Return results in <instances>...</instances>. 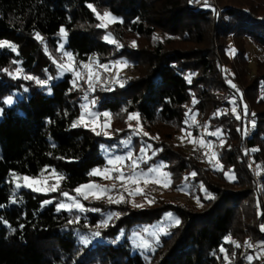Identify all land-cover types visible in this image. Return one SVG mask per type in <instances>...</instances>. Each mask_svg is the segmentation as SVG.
<instances>
[{"label": "trees", "instance_id": "1", "mask_svg": "<svg viewBox=\"0 0 264 264\" xmlns=\"http://www.w3.org/2000/svg\"><path fill=\"white\" fill-rule=\"evenodd\" d=\"M213 1L219 9L194 0H0V40L16 46L15 52L0 49V264H264V58L250 76L247 51L250 41L264 52V3ZM105 11L119 20L111 29L118 45L107 43V31L97 27V13ZM61 27L77 63L124 59L136 67L137 76L112 90L100 85L87 94L70 74L60 75ZM156 36L163 38L144 48L129 44ZM229 42L236 50L233 59ZM18 68L23 76L17 78L3 71L14 75ZM26 76L53 79L41 87ZM231 79L243 89V101ZM9 95L15 100L11 106L2 103ZM85 98L115 120L138 114L158 139L150 162L165 163L175 186L197 173L196 182L210 197L199 207L164 200L141 209L84 202L86 211L58 212L62 192L74 195L77 187L93 181V169L106 166L101 147L127 138L124 131L103 137L71 127ZM191 107L208 132L222 135L218 160L223 170L214 171L218 181L197 156L173 142ZM221 110L226 112L219 114ZM133 144L138 151V138ZM47 171L61 178L57 191H15L13 176L38 178ZM168 212L180 224L161 237L147 258L135 252L133 231ZM105 220L107 226L97 228ZM97 230L101 235L92 237ZM80 236L90 243L83 244ZM249 241L257 248L242 251Z\"/></svg>", "mask_w": 264, "mask_h": 264}, {"label": "rangeland", "instance_id": "2", "mask_svg": "<svg viewBox=\"0 0 264 264\" xmlns=\"http://www.w3.org/2000/svg\"><path fill=\"white\" fill-rule=\"evenodd\" d=\"M194 2L196 4H200L204 3V0H199V2L194 0ZM210 3H213L215 7H218L217 3L213 0H207L208 6H204L206 8H210ZM103 13H99L100 16H103ZM118 21L119 20L116 19L115 22H111L107 18L105 21L99 20V24L107 23V27L102 29L107 31L106 35L109 33L111 34L110 39L114 42L106 41L111 45H118L111 33L112 26ZM67 38L68 36L65 38L61 35V42L58 49L60 57L56 58V63L58 67L60 64H71V68L63 71V74H61L62 70L59 68L60 75L70 74L81 87L87 90V94H91L93 90L100 85H106L108 89L112 90L115 86L124 85L127 80L137 76L136 67L124 59H109V62L104 64L100 63L97 59H92L87 63H77L72 55L71 58L64 55L65 52L69 53L66 49ZM162 38L163 37L160 36H156L150 40L136 38L134 41L132 40L129 42V44L133 47L144 48L149 43L161 40ZM228 44L230 46L228 49V56L230 59H233L236 54V50L232 45V42H229ZM61 45H63V48H61ZM247 51L249 61L248 74L252 76L255 74L257 61L264 58V52L258 45L250 41L247 42ZM117 61L126 63L124 65H119L116 63ZM18 69L19 72H16V69L14 75L16 77L23 76L20 68ZM230 85H235V92L243 101V89L233 79H231ZM262 98H264V89L262 90ZM93 101V99L87 98L82 101V114L84 115V119L87 124H78V126L87 128L91 131L95 128V131L93 132L96 134L99 133L98 135L103 137H111L124 131L127 132V138L114 143L112 146L101 147L102 155L106 159L107 163L105 167L98 168L101 170L99 175H92L93 181L89 184H92L95 187L84 190L88 194V199H84L83 196L75 193L72 196H64L62 202L72 204L75 200L82 205L84 202H101L111 206H120L123 204L124 206H129L130 208L141 209L152 205L153 203H157L159 200L199 207L202 204L203 198L210 197L205 188L196 182V176L193 177L191 173L184 177L182 184L175 186L176 184L174 185L172 182L171 174L166 169L165 163L161 161H158L157 163L150 162L158 152L154 149V142H158V139L144 127L139 115L136 119H129V115L123 121L115 120L109 112H104L108 113V116H104V113L100 114L96 109V102L94 101L93 103ZM14 102L15 100L13 98V104ZM237 108V105L232 106V110L235 109L236 111ZM224 112H226V110H221L219 114ZM1 115L2 113L0 111V118ZM221 137L222 135L220 133L218 135H212V133L208 132L207 125H205L200 119L198 112L191 107L187 115L185 128L181 129L174 136L173 142L176 145L181 146L185 151L197 156L200 163L208 170L210 178L218 181V176H216L214 171L223 170L222 165L218 160L219 147L222 144ZM135 138H138L141 142L138 151L135 150V146L133 144ZM141 148H144L145 151L141 152ZM129 153L132 154L130 158L128 155ZM118 156L123 159L113 164L108 163L109 160H115V157ZM250 164L251 171L257 174V170L252 161ZM150 168L158 169V171L149 172ZM225 175L229 181H233L234 175L231 171H227ZM12 178L15 185L19 183L22 186L18 189L15 187V191L22 188L32 191L31 189L23 187L24 180L21 176H13ZM36 179L44 182L41 185L43 187H52L57 185V183H59L60 187L61 183V178L53 171H47ZM34 193L50 194L52 192ZM97 196L99 198H97ZM121 197H123L122 202L109 203V198L112 200H119ZM134 204L143 205V207H135ZM65 211L73 212L79 211V209L73 208L71 211ZM169 214H171V216H169ZM177 218L178 217L175 214L168 212L163 215L160 221L154 223L153 225L141 226L135 229L131 235L134 251L145 258L154 253L159 246L161 237L168 235L170 229L177 226L174 223ZM80 239L82 240L83 236H80ZM248 243L251 244L250 241ZM247 248V245L243 244L241 246L242 251L247 250ZM245 260L251 259H248L246 256Z\"/></svg>", "mask_w": 264, "mask_h": 264}, {"label": "snow or ice", "instance_id": "3", "mask_svg": "<svg viewBox=\"0 0 264 264\" xmlns=\"http://www.w3.org/2000/svg\"><path fill=\"white\" fill-rule=\"evenodd\" d=\"M197 2H199V0H197ZM204 3H205V6H208L207 5V0H204ZM88 7L92 8V5H88ZM92 10H93V12L96 11L95 8H92ZM97 18L99 20H101V21H105L106 18L109 21H111V22H115L116 21V18L114 16H112V14L110 12H108V11H105L103 13V16H100V14L97 13ZM97 27H99V28H106L107 27V23H100V24L97 25ZM60 33L65 38L67 37V32L65 31V28L64 27H61L60 28ZM110 37H111V34L109 33L108 35H105L104 36V40L105 41H108V42H114V41H112L110 39ZM36 38L37 39H42L40 37L39 33L36 34ZM6 46L9 47V48H11V50L13 52L16 51V46L15 45L10 44L6 40H0V49L5 48ZM61 48H63V45H61ZM45 50L47 51V49H45ZM64 55L69 56V58H71V54L70 53L65 52ZM116 63L119 64V65H124L126 62L117 61ZM59 68L62 70L61 74H63V71H66V70H68V69L71 68V64H68V65L60 64L59 65ZM3 71L6 72L8 75L13 76V78H17L15 75H13L12 72H9L8 69H3ZM16 72H19V69H17ZM24 79H28V80H33L34 79L35 80V83L37 85H39L41 87H47L48 86V83H49V80L53 79V77L49 76L47 79H39V78H35V77H32V76H26V77H24ZM121 86H123V85H121ZM232 87L235 88V85H232ZM25 91H27V89H25ZM48 91L51 92V89L49 88ZM2 103L7 104V105H12L13 104V97L11 95H9L7 98H5V99L2 100ZM93 103H94V101H93ZM233 111H235V109H233ZM245 114H247V113H245ZM103 115L104 116H108L109 114L108 113H104ZM136 118H138V114H136V113L130 114V116H129V119H136ZM237 119H239V116H237ZM78 124H85V125L87 124V122L84 119V115L83 114H81V116L79 117V120L78 121H74L72 123L71 127L75 128V127L78 126ZM253 126H254V124H253ZM92 130L95 131V128H93ZM97 134H99V133H97ZM218 134H219V130L217 132H215V133H212V135H218ZM144 151H145V149L144 148H141V152H144ZM128 155H129V158H130L132 154L129 153ZM122 159H123L122 157H119L118 156V157H115V160H109L108 163L109 164H113V163H115L117 161H121ZM100 171H101L100 169H93L89 173V175L90 176L91 175H99L100 174ZM153 171H158V169H151V168L149 169V172H153ZM13 175H15V174H13ZM121 175H123V174H121ZM165 175H168V174H165ZM191 175L193 177H195L197 175V173L193 172V173H191ZM22 179L24 180L23 187L28 188V189H31L34 192H44V193H47V192H55V191H57L59 189V183H57V185L52 186V187H43L41 185L44 182H42V181H40V180H38L36 178L29 177V176L25 175V176L22 177ZM15 187L18 189V188H20L22 186L19 183H17L15 185ZM93 187H95V186L92 185V184L81 185V186H79V187H77L75 189V192L78 195L83 196L84 199H88V194L84 190L85 189H91ZM61 194L63 196H65V197H68L69 196V193H67V192H62ZM97 198H99V197L97 196ZM122 201H123V197H121L119 200H112L111 198H109V203H120ZM15 202H16L15 200L12 201V203H15ZM43 203L44 204H49V203H52V201L51 200H45ZM134 206L135 207H143V205H136V204H134ZM0 207H4V205L0 204ZM73 208H78L80 211H86L85 207L81 203H79L78 201H75V200H74V202L72 204H66L64 202H60V203H57L56 204V210L58 212L61 209H65V210L71 211ZM92 211H99V209H92ZM115 215L118 216L119 214L117 213ZM169 216H171V214H169ZM109 218H111V217H109ZM0 219H2V218H0ZM76 219L78 220L79 217H77ZM3 222L5 224H7V221H3ZM69 223H72V221H69ZM174 223H175V225H179L180 224V220L177 218V219H175ZM105 226H107V220L102 221L101 224L97 226V228L105 227ZM261 230L264 231V225H261ZM12 231H15V230L13 229ZM100 235H101V232L99 230L94 231V232L91 233V236L92 237H99ZM228 239H230V238H228ZM82 243L83 244H88V243H90V239L88 237H84L82 239ZM232 243L233 244H236L235 241H232ZM245 243H246V245L248 247H252V245L250 243H248V242H245ZM236 246L239 247V244H236ZM220 251L223 252L224 249L221 248ZM248 259H251V257H248Z\"/></svg>", "mask_w": 264, "mask_h": 264}, {"label": "built area", "instance_id": "4", "mask_svg": "<svg viewBox=\"0 0 264 264\" xmlns=\"http://www.w3.org/2000/svg\"><path fill=\"white\" fill-rule=\"evenodd\" d=\"M85 82H86V80H85ZM249 123H250V122L248 121V125H249ZM245 134H246L247 137L250 136V130H249V127H248V129L246 130ZM251 244H252V247H253L254 249L257 248V245H256L255 243H251ZM259 255H260L261 257H263V253H262V252H259Z\"/></svg>", "mask_w": 264, "mask_h": 264}]
</instances>
